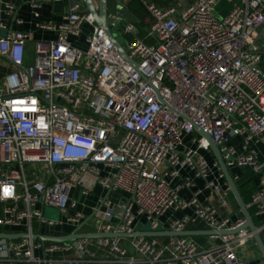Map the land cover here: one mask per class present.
<instances>
[{
  "label": "built area",
  "instance_id": "2783aa9c",
  "mask_svg": "<svg viewBox=\"0 0 264 264\" xmlns=\"http://www.w3.org/2000/svg\"><path fill=\"white\" fill-rule=\"evenodd\" d=\"M59 1L30 0V6ZM129 1L117 0L114 26ZM174 1L166 8L144 2L150 22L143 38L135 22H124L120 34L113 27L124 39V55L83 0H73L58 23L35 24L55 39L34 42L30 60L31 33L0 24V59L11 68L0 81V233L26 234L0 238V264L137 263L123 244L126 237L34 239L43 226L80 234L91 220L94 233L115 235L139 232L134 227L141 221L151 232L178 233L197 223L215 232L239 228L242 215L233 220L199 198L206 191L228 210L232 193L207 141L198 134L184 141L194 127L211 138L228 171L246 169L258 177L246 206L264 217V157L257 150L264 147V45L256 44L264 36V0H193L185 8V0ZM221 4L226 9L215 14ZM6 9L14 12L12 4ZM83 26L89 31L79 48L74 42ZM203 152L212 155L211 163ZM230 175L234 182L240 178ZM97 185L107 194L86 218L76 211L77 201ZM182 189H193L189 199L180 197ZM113 192L127 199L119 218L114 211L121 198L113 201ZM44 207L61 218L46 220ZM184 210L191 214L163 227V216ZM257 228L263 231L264 224ZM127 238L144 264H243L237 250L254 241L249 229L208 236L217 241L207 249L186 237L165 243ZM66 252L74 257H54Z\"/></svg>",
  "mask_w": 264,
  "mask_h": 264
},
{
  "label": "crops",
  "instance_id": "0c3cea01",
  "mask_svg": "<svg viewBox=\"0 0 264 264\" xmlns=\"http://www.w3.org/2000/svg\"><path fill=\"white\" fill-rule=\"evenodd\" d=\"M73 0H64V1H59V2H44L41 4L40 8H38L37 10H34L31 8L30 6V0H0V24H4L7 28L8 31H23V32H30L31 33V37H30V41L26 44V50H27V56H28V60L31 59L32 56V49H33V44L34 42L37 41H42V42H49L55 39V34L53 32H48V31H44V30H40L37 29L35 27V24L39 23V22H52V23H58L60 21L61 15L63 13H65L69 6L70 3ZM115 1V10L117 11V7L120 5L119 2H117V0ZM133 1V0H132ZM143 4L144 2H156L159 4V2L161 1L163 3L159 4L161 5V7L166 8L168 6L173 5V1L174 0H140ZM131 2V0L126 3L120 10L119 12V16H120V20L121 17H123L124 15H126V13L129 11V3ZM175 2V1H174ZM193 0H185V2L182 4V8L188 7L192 4ZM12 4L14 6V12L12 14H8L7 9H6V4ZM145 6V4H144ZM219 7H224V10L226 9V5H219ZM107 12L108 14H113V13H109L108 11V5L106 6ZM34 12H36L38 14L37 17L34 16ZM124 12V13H123ZM147 13V12H146ZM132 14V13H131ZM110 17V16H107ZM135 17V16H134ZM20 20L21 22L18 23L17 20ZM136 20H132L133 22L136 23V26L139 30L140 33V26H142V19H140V17L136 18ZM126 22V21H124ZM120 27H118L117 29H115V32L117 33V30ZM88 27L87 26H83V31L80 35V37L75 40L74 44L79 47V48H84V43L83 40L88 36ZM257 37H255L256 39ZM11 68L8 65V63L4 60V59H0V81L3 79V77L7 74H9ZM193 137H197V132H194L192 135L187 136L184 141L186 143H190L191 138ZM257 150L260 153V157H264V147L263 146H257ZM202 155L208 160L209 163L212 162V155L208 152H203ZM239 173L241 174H245L248 173L249 171L247 170L244 173H240L239 169H233L230 170L229 173ZM186 174L185 171H182V175ZM254 181V184H257L258 181V177L253 175V177L251 178ZM180 182V178L179 179H175L172 181L173 185H176ZM202 180H195V184L197 187H201L202 186ZM193 190V189H192ZM192 190H187V189H182L179 192V195L182 199H189L192 193ZM97 193V197L95 198V200L93 201H89L90 198L93 197V195ZM107 194V192L101 188V186L97 185L93 191L91 193H89L87 196H82L80 199H78V204L76 207V211H79L81 213H83L86 218H89L91 216L92 213V208L96 206L97 200L99 197L101 196H105ZM113 194V195H111ZM109 196H112L113 201H117L120 198H122L123 195L116 194L115 192L110 193ZM117 198V199H116ZM199 198L201 200H203L204 198H207L208 203H210L212 206H214L220 213H227V214H231L230 216L232 217L233 220L237 219L238 217H240L242 214L239 210V207L237 206L233 196H231V200L232 202H229V209L228 210H224L222 208H220L218 206V204H216V200L215 197L209 195L206 191H203L202 195L199 196ZM207 203V204H208ZM236 209H234V206ZM40 207V205H39ZM228 211V212H227ZM230 212V213H229ZM191 214V210H184V211H176V212H170L167 215L162 217V225L165 229L168 228V223L170 220H174V219H179L184 215H190ZM59 218L60 215H59ZM65 226H57V227H53V228H43L40 229L38 231L37 228H35L34 230V235H43V236H54L56 233H65L66 230ZM185 231H189V232H201V231H206V228L204 227V225L202 223H197L195 225H189L186 227ZM186 238H189L191 240H193L201 249H207L208 247L211 246V244H213L214 242H216L217 240H210L208 238V236H183ZM151 238H156L158 239V242L160 243H165L167 237H151ZM195 238H200L198 241ZM92 240V239H91ZM123 244L127 249V253L130 256H133L136 260L137 263L136 264H144V259L135 254L132 249L129 246V239L126 238L123 240ZM203 246H206V248H204ZM88 250L91 253H94L100 257H102V255L99 253L100 251H98L97 249H95L93 246H89ZM73 255V252H66V253H58V254H54V257L56 258H67L66 255ZM237 255L239 256V258L242 260L243 264H264L263 259L261 258V254L260 251L255 243V241H251L246 243V245L239 247L237 250Z\"/></svg>",
  "mask_w": 264,
  "mask_h": 264
},
{
  "label": "water",
  "instance_id": "95a60500",
  "mask_svg": "<svg viewBox=\"0 0 264 264\" xmlns=\"http://www.w3.org/2000/svg\"><path fill=\"white\" fill-rule=\"evenodd\" d=\"M85 11L92 14L94 16L95 22L97 24H100L107 32V34L111 37L113 41H115L116 47L119 49L121 54L124 55L123 47H124V39L121 35L118 37H115V34L112 33V29L114 27V18L107 17V10H106V0H83ZM124 13V12H123ZM117 34H120V30H117ZM195 132H197L198 135H200L202 138H204L208 146L210 148V151L213 154V157L218 162L225 179L231 189L232 196L239 207V210L242 214L243 219L245 220V223L241 225L239 228L233 231H227V230H221V231H201V232H189V231H183V232H170V231H146V232H137L131 235H115V234H97V233H83V234H75V230L66 236H43V235H33L32 237L34 239H39L41 241H47V242H56V243H65V242H74L78 239H98V238H106V237H133V236H144V237H183V236H217V235H229L234 234L240 230L243 229H249L253 233V239L260 251L261 258L264 261V243L261 239L260 232L258 228L254 225L253 220L248 212L247 206L242 201V198L239 194L238 188L233 181L228 169L226 168L225 164L223 163L221 156L219 154V151L216 147V145L213 143L211 138L199 130L198 128L194 127ZM127 202V199L122 197L117 204V207L114 211V216L116 218H119L121 216V212L123 207L125 206ZM77 231V229H76ZM26 237V234H3L0 233V238L2 239H18Z\"/></svg>",
  "mask_w": 264,
  "mask_h": 264
},
{
  "label": "rangeland",
  "instance_id": "374dc122",
  "mask_svg": "<svg viewBox=\"0 0 264 264\" xmlns=\"http://www.w3.org/2000/svg\"><path fill=\"white\" fill-rule=\"evenodd\" d=\"M159 4L163 3L160 1ZM108 5V11L109 13H113V14H108L107 12V16H111V15H117V12L114 8L115 6V1L114 0H106V6ZM173 5H177L174 1H173ZM135 10H137V14L140 15V19H142V26H140V38L144 37V29L149 25L150 19L145 11V6L144 4L140 1V0H134L132 5H131ZM161 6V5H159ZM224 9V7H218L217 9H215V14H218V10ZM107 10V9H106ZM145 11V13H144ZM222 14V13H221ZM132 20H136L135 17L133 16V14H131L130 11H128L126 13V15H124L123 17H121V20H119L118 23L115 24L114 29H117L118 27H121L124 23V21L126 22H133ZM261 31H258V33L256 34V36H258L260 34ZM257 45H264V36L262 38H260L257 42ZM28 57V56H27ZM213 155V154H212ZM246 169H239L240 173H244L246 172ZM232 173V172H231ZM242 175V174H241ZM116 194H119L118 192H115ZM113 195V194H111ZM97 197V193H95L93 195L92 198L89 199V201H93L95 200V198ZM81 198V195H79V198ZM110 198L113 200L112 196H110ZM117 199V198H116ZM229 201L232 202L231 197L229 198ZM234 206V205H233ZM234 209L235 206H234ZM231 215V214H229ZM42 216L46 219V220H53V221H58L59 220V212L53 208V207H44L43 208V213ZM161 228H159L157 231H160ZM135 231H139V232H146V231H151L150 229V224L148 222H137V224L134 227ZM95 228L93 227V224L91 222V220H87L78 230V233L83 234V233H94ZM159 238V237H158ZM197 241L200 238H195ZM158 240V239H157ZM204 248H206V246H203ZM67 258H73V255H66Z\"/></svg>",
  "mask_w": 264,
  "mask_h": 264
},
{
  "label": "trees",
  "instance_id": "16d2710c",
  "mask_svg": "<svg viewBox=\"0 0 264 264\" xmlns=\"http://www.w3.org/2000/svg\"><path fill=\"white\" fill-rule=\"evenodd\" d=\"M134 1V0H133ZM133 1L131 0V2L129 3V11L133 14V16H135L136 18H138L140 15H138L136 12L137 10H135L131 5L133 3ZM156 3V2H155ZM157 5H159L158 3H156ZM146 11V10H145ZM144 11V13H145ZM253 173L252 172H248L245 174L240 175L239 180H235V184L238 188L239 194L242 198V201L244 202L245 205H248L250 203L251 200V195L253 194V192L255 191V184L254 181L251 179L253 177ZM248 212L253 220V223L256 227H260L264 224V217L263 218H256L253 216V209L252 208H248ZM65 233H56L54 236H64L70 233L69 228L66 227ZM260 236L261 239L264 243V230L260 232Z\"/></svg>",
  "mask_w": 264,
  "mask_h": 264
},
{
  "label": "snow or ice",
  "instance_id": "6c2138e0",
  "mask_svg": "<svg viewBox=\"0 0 264 264\" xmlns=\"http://www.w3.org/2000/svg\"><path fill=\"white\" fill-rule=\"evenodd\" d=\"M4 194H5V195H8V194H9V189H5V190H4Z\"/></svg>",
  "mask_w": 264,
  "mask_h": 264
}]
</instances>
